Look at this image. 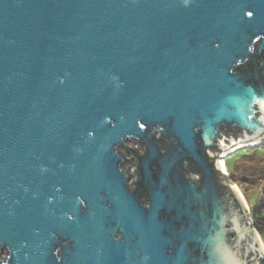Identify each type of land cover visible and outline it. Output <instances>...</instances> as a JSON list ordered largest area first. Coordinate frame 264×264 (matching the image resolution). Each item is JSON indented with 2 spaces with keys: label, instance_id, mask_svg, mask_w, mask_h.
Listing matches in <instances>:
<instances>
[{
  "label": "water",
  "instance_id": "1",
  "mask_svg": "<svg viewBox=\"0 0 264 264\" xmlns=\"http://www.w3.org/2000/svg\"><path fill=\"white\" fill-rule=\"evenodd\" d=\"M263 144L264 0H0V264H262Z\"/></svg>",
  "mask_w": 264,
  "mask_h": 264
},
{
  "label": "trees",
  "instance_id": "2",
  "mask_svg": "<svg viewBox=\"0 0 264 264\" xmlns=\"http://www.w3.org/2000/svg\"><path fill=\"white\" fill-rule=\"evenodd\" d=\"M243 156L251 159L249 164L233 162L234 156H231L225 160L226 169L229 175V180L238 185L244 195H247V188H257L261 182L264 181V164L262 160L254 161L257 159V152L246 151ZM254 214H252V217ZM254 227L260 235L264 232V220H255L253 218Z\"/></svg>",
  "mask_w": 264,
  "mask_h": 264
},
{
  "label": "rangeland",
  "instance_id": "3",
  "mask_svg": "<svg viewBox=\"0 0 264 264\" xmlns=\"http://www.w3.org/2000/svg\"><path fill=\"white\" fill-rule=\"evenodd\" d=\"M246 151L257 152L258 158L257 159L255 158L254 161L256 162V161L262 160V163L264 164V144L256 148L238 151L237 153L234 154L235 157L233 158V162L236 164H239V163L249 164L250 162H252L250 158L243 156L244 154H247L245 153ZM226 173L228 174L227 169H226ZM228 178H229V175H228ZM236 186L238 187L241 195L243 196V199L250 212V216L252 217V214H254L252 219L254 218L255 220H264V181L261 182L257 188L246 187L247 188L246 196L244 195L240 187L238 185ZM261 238L264 243V232L262 233Z\"/></svg>",
  "mask_w": 264,
  "mask_h": 264
},
{
  "label": "bare ground",
  "instance_id": "4",
  "mask_svg": "<svg viewBox=\"0 0 264 264\" xmlns=\"http://www.w3.org/2000/svg\"><path fill=\"white\" fill-rule=\"evenodd\" d=\"M259 146H260V145H259ZM255 147H256V146H255ZM243 149H245V148H243ZM243 149H239V150H236V151H234V152H238V151L243 150ZM234 152H233V153H234ZM225 158H226V157L222 158L221 160H222L223 163H224V168H225V172H226V166H225V161H224ZM237 189H238V188H237ZM238 190H239V189H238ZM239 192H240V191H239ZM242 197H243V196H242Z\"/></svg>",
  "mask_w": 264,
  "mask_h": 264
},
{
  "label": "flooded vegetation",
  "instance_id": "5",
  "mask_svg": "<svg viewBox=\"0 0 264 264\" xmlns=\"http://www.w3.org/2000/svg\"><path fill=\"white\" fill-rule=\"evenodd\" d=\"M189 175H192V173H189ZM131 185H132V188H134V185L131 183Z\"/></svg>",
  "mask_w": 264,
  "mask_h": 264
},
{
  "label": "built area",
  "instance_id": "6",
  "mask_svg": "<svg viewBox=\"0 0 264 264\" xmlns=\"http://www.w3.org/2000/svg\"><path fill=\"white\" fill-rule=\"evenodd\" d=\"M264 246V245H263ZM262 264H264V261H263V263Z\"/></svg>",
  "mask_w": 264,
  "mask_h": 264
}]
</instances>
